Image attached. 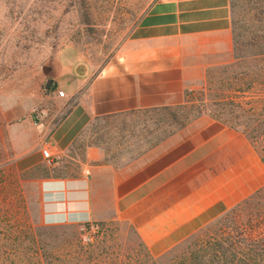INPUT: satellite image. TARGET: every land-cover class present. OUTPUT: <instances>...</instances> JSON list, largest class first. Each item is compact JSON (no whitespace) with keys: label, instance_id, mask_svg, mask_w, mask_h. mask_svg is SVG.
I'll use <instances>...</instances> for the list:
<instances>
[{"label":"crops","instance_id":"0c3cea01","mask_svg":"<svg viewBox=\"0 0 264 264\" xmlns=\"http://www.w3.org/2000/svg\"><path fill=\"white\" fill-rule=\"evenodd\" d=\"M231 60L229 0H155L114 58L101 66L72 47L48 59L33 140L20 146L14 139L19 168H45L38 174H48L40 179L44 222L126 219L157 256L262 187L264 165L254 150L232 152L237 132L166 179L159 175L174 162L149 173L159 157L215 120L136 169L104 163L93 145L81 154L74 145L95 119L182 103L208 68Z\"/></svg>","mask_w":264,"mask_h":264},{"label":"rangeland","instance_id":"374dc122","mask_svg":"<svg viewBox=\"0 0 264 264\" xmlns=\"http://www.w3.org/2000/svg\"><path fill=\"white\" fill-rule=\"evenodd\" d=\"M154 1L0 0V264H16L38 239L52 254H64L69 243L94 247L110 231L109 244L118 254L136 245L126 219L99 222L100 231L88 244L81 241L79 228L91 220L44 222L40 179L48 174H38L45 168H19L14 139L20 146L22 140H30L32 112L40 113L46 95L42 72L48 59L72 47L101 66L114 58ZM229 7L232 44L244 58L236 61L232 56L228 64L208 68L202 81L184 92L180 104L93 120L74 140L79 154L93 145L101 150L104 163L136 169L215 120L235 128L238 137L231 143L232 152L247 147L258 155L256 146L264 144V136L252 140L249 135L263 126L249 120L245 110L259 112L257 98L262 97L264 61L249 54L264 48V0H229Z\"/></svg>","mask_w":264,"mask_h":264},{"label":"trees","instance_id":"16d2710c","mask_svg":"<svg viewBox=\"0 0 264 264\" xmlns=\"http://www.w3.org/2000/svg\"><path fill=\"white\" fill-rule=\"evenodd\" d=\"M232 56L236 61L245 57L239 54L235 42ZM249 58L264 61V48L251 51ZM257 99L259 112H249L252 108L245 110L249 120L258 127L263 126L258 134L249 135L252 140L264 136V82L262 97ZM234 132L235 128L230 125L212 122L159 157L148 167L149 173L174 162L159 175L161 180L166 179L213 150ZM256 151L264 163V144L256 146ZM111 234H104L91 248L69 243L64 254L47 253L46 242L38 239L32 242L34 246L27 252L29 255L17 257L16 264H264V185L157 256L148 252L137 235L136 245L120 255L109 244Z\"/></svg>","mask_w":264,"mask_h":264},{"label":"built area","instance_id":"2783aa9c","mask_svg":"<svg viewBox=\"0 0 264 264\" xmlns=\"http://www.w3.org/2000/svg\"><path fill=\"white\" fill-rule=\"evenodd\" d=\"M56 97L62 98L64 96L63 92L57 90L55 92ZM32 123L34 126L39 125L40 123V113L39 112H32ZM42 157L47 163H50V156L48 155L47 148H43L41 150ZM80 239L83 243L88 244L92 241L94 235H96L100 231V225L98 222L87 221L80 225Z\"/></svg>","mask_w":264,"mask_h":264}]
</instances>
